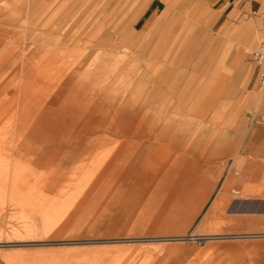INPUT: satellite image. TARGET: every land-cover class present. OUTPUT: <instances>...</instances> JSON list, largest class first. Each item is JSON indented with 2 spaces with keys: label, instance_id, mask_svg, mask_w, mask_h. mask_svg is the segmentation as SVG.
Listing matches in <instances>:
<instances>
[{
  "label": "rangeland",
  "instance_id": "1",
  "mask_svg": "<svg viewBox=\"0 0 264 264\" xmlns=\"http://www.w3.org/2000/svg\"><path fill=\"white\" fill-rule=\"evenodd\" d=\"M140 1L0 0V264H264V196L243 222L221 211L202 223L230 155L219 132L174 110L187 61L178 51L191 39H141L149 50L167 41L170 92L128 123L138 133L116 130L144 73L134 64L155 57L131 49L128 18ZM180 131L185 142L163 165L125 178L146 140Z\"/></svg>",
  "mask_w": 264,
  "mask_h": 264
},
{
  "label": "crops",
  "instance_id": "2",
  "mask_svg": "<svg viewBox=\"0 0 264 264\" xmlns=\"http://www.w3.org/2000/svg\"><path fill=\"white\" fill-rule=\"evenodd\" d=\"M173 10L177 12L172 13ZM117 17L115 15L114 21ZM128 21L131 22L129 36L135 38L131 49H137L135 53L138 54L150 52L155 57L150 64L142 62L144 57L140 56L134 64V70L144 73L135 96L116 112L121 120L117 132L138 133L132 125L127 129L128 123L150 117L149 111L160 107L157 104L150 109V103H160L169 94L162 56L172 51L163 40L191 39L184 41L188 44V47L184 46V52L182 48L178 51L179 55L187 56V61L179 67L180 72L175 75L178 68L174 63L170 67V75H175L173 93L177 96L174 110L183 111L182 116L200 119L206 132H219L230 155L202 223H207L212 214L221 211L226 218L243 222L250 206L257 205L264 196V188L258 187L264 180V88L256 83L257 65L253 60L255 46L264 39V0H194L193 3L141 0L131 8ZM171 22L177 28L170 29ZM118 32L114 31V36H119ZM149 38L163 40L149 50L140 43L141 39ZM144 97L146 110L141 105ZM191 101L195 103L194 113L186 114V105ZM160 132L163 130L150 131L153 134ZM98 133H105V126H99ZM184 134L178 132L173 140H155L154 137L152 141L151 138L146 140L132 160V167L126 168L125 178L135 179V175L163 165L171 149L182 148ZM116 155L125 157L126 148L121 146ZM180 157L193 159L196 164L201 154L197 149L194 157H186L185 153ZM158 162V166H153ZM246 183L250 185L247 189ZM204 196L206 198L208 194Z\"/></svg>",
  "mask_w": 264,
  "mask_h": 264
},
{
  "label": "built area",
  "instance_id": "3",
  "mask_svg": "<svg viewBox=\"0 0 264 264\" xmlns=\"http://www.w3.org/2000/svg\"><path fill=\"white\" fill-rule=\"evenodd\" d=\"M253 60L257 65L256 83L258 87L264 88V39L259 42L253 52ZM191 240L201 241L196 236H191Z\"/></svg>",
  "mask_w": 264,
  "mask_h": 264
},
{
  "label": "bare ground",
  "instance_id": "4",
  "mask_svg": "<svg viewBox=\"0 0 264 264\" xmlns=\"http://www.w3.org/2000/svg\"><path fill=\"white\" fill-rule=\"evenodd\" d=\"M21 95H22V93H21ZM22 123H23V122H22ZM21 125H22V124H21ZM215 235L218 236L217 234H213L212 236H215ZM193 236H194V235H193ZM154 240H155V239H154ZM155 241H156V240H155ZM152 242H153V240H152Z\"/></svg>",
  "mask_w": 264,
  "mask_h": 264
}]
</instances>
